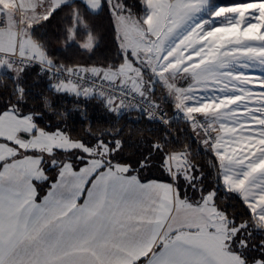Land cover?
I'll use <instances>...</instances> for the list:
<instances>
[{
	"label": "rangeland",
	"instance_id": "1",
	"mask_svg": "<svg viewBox=\"0 0 264 264\" xmlns=\"http://www.w3.org/2000/svg\"><path fill=\"white\" fill-rule=\"evenodd\" d=\"M106 2L113 16L124 63L107 75L91 73L127 81L142 95L150 97L156 88L161 100L174 108L201 112L216 131L217 145L211 152L217 158L220 177L231 188L237 187L242 199H248V195L252 201L258 198L262 189L255 182L257 177L248 178L243 187L242 178L246 173L264 175V1L213 7L210 0H141L144 7L141 17L131 13L120 1ZM85 3L92 12H98L102 6V0H86ZM6 14V21L0 14L6 26L0 30V54L9 55L15 51L17 43V14L9 5ZM76 20L74 17V22ZM21 31L19 55L23 54V36L28 30L23 27ZM69 33L72 38L73 30ZM86 40L85 46H80L84 50L87 43L90 48L95 44L91 36ZM36 48L32 53L45 59L42 51ZM0 70L12 75L20 73L8 62L0 63ZM115 74H120L121 78ZM73 90L81 95H93L80 88ZM15 143L14 148L5 147L0 153V182L12 186L31 180L36 184L44 182L46 174L41 162L54 167L57 164V159L52 160L55 151L79 153L76 160H86L94 167H101L104 160H109L107 145L99 144L89 149L69 139L62 131H39L37 136L27 140L19 138ZM23 153L26 154L24 158ZM20 158L23 159L14 160ZM167 160L168 175L175 187L180 179L192 183L191 166L184 161L188 159L183 154L175 153ZM68 165L71 164L66 162L63 167ZM191 187L202 190L199 183ZM214 191L206 190L196 205L178 194L180 200L189 202L185 230H209L225 240L236 230L228 227L225 215L215 207ZM209 205L215 210L209 212ZM258 207L256 203L252 214L260 228ZM260 207L264 211V206ZM233 257L236 264H246L237 254Z\"/></svg>",
	"mask_w": 264,
	"mask_h": 264
},
{
	"label": "crops",
	"instance_id": "2",
	"mask_svg": "<svg viewBox=\"0 0 264 264\" xmlns=\"http://www.w3.org/2000/svg\"><path fill=\"white\" fill-rule=\"evenodd\" d=\"M71 1L0 0L4 21L8 5L17 14L15 50L20 52L21 30L26 27L21 56L35 57L48 65L32 53L37 45L30 39L29 29ZM79 1L86 4V0ZM80 46L83 48L85 42ZM90 46L87 43L85 50ZM87 71L110 73L96 68ZM70 87L59 84L56 88L81 94ZM39 131L30 119L2 114L0 153L5 147L14 148L19 138L27 140ZM260 173L244 174L242 187L256 176L262 191L254 201L250 195L242 200L251 213L259 204L258 217L264 228L260 207L264 206V175ZM221 179L227 190L241 197L237 187L231 188ZM201 199L190 203L199 204ZM187 204L179 199L173 183L141 182L121 169H101L89 162L78 170L62 165L54 183L42 192L32 180L19 186L0 182V264H236L224 238L209 230H185ZM211 209L215 210L209 205L207 210Z\"/></svg>",
	"mask_w": 264,
	"mask_h": 264
},
{
	"label": "trees",
	"instance_id": "3",
	"mask_svg": "<svg viewBox=\"0 0 264 264\" xmlns=\"http://www.w3.org/2000/svg\"><path fill=\"white\" fill-rule=\"evenodd\" d=\"M117 1L139 17L144 14L141 0ZM262 1L210 0V6L228 7ZM74 17H77L76 22ZM71 30L72 38L69 35ZM89 36L93 37L95 44L90 50H84L80 44ZM29 37L42 51L51 69L117 70L124 63L106 0H102L98 12L90 11L79 0H72L31 26ZM151 98L168 112L174 108L171 103L161 100L156 88ZM4 113L30 119L40 131H62L69 139L89 149L99 144L107 145L109 160H104L101 169H115V165L141 182L173 183L167 171V158L175 153L183 154L188 159L184 161L191 166L194 180L187 184L186 180L180 179L175 187L179 196L196 202L206 190L214 189L215 207L225 215L228 227L236 230L233 236L229 234L225 238L227 251L237 254L246 264L254 261L264 264V228H257L256 219L242 198L225 188L217 158L189 124L172 122L168 129L134 111L117 115L109 111L105 101L98 96L59 91L51 86L49 73L40 76L38 68L16 75L0 70V116ZM78 154L55 151L52 160L57 159V164L54 167H48L42 161L46 180L36 184L38 191L42 192L54 183L64 163H70L74 170L87 164L86 160H76ZM198 183L201 191L191 187L192 184L198 186Z\"/></svg>",
	"mask_w": 264,
	"mask_h": 264
},
{
	"label": "built area",
	"instance_id": "4",
	"mask_svg": "<svg viewBox=\"0 0 264 264\" xmlns=\"http://www.w3.org/2000/svg\"><path fill=\"white\" fill-rule=\"evenodd\" d=\"M5 28V23L0 16V30ZM3 62H8L18 72L38 68L40 76L49 73L51 86L55 87L62 83H68L73 88H80L103 100H108L115 106L106 104L107 109L117 115L134 111L145 119L168 129L172 122L187 123L197 130L208 150H212L217 145L215 128L201 112L176 107L168 112L156 104L150 96L142 95L125 81L100 77L97 73H91L85 69H51L40 63L35 57L19 55L17 50L9 55L0 54V63Z\"/></svg>",
	"mask_w": 264,
	"mask_h": 264
}]
</instances>
